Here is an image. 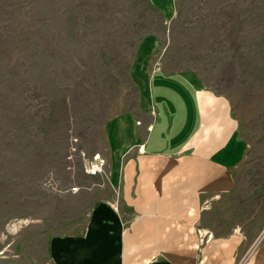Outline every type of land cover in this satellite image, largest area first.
Instances as JSON below:
<instances>
[{
	"label": "rangeland",
	"instance_id": "1",
	"mask_svg": "<svg viewBox=\"0 0 264 264\" xmlns=\"http://www.w3.org/2000/svg\"><path fill=\"white\" fill-rule=\"evenodd\" d=\"M157 1L0 0V264H47L49 238L114 194L104 127L138 115L142 58L226 97L245 143L233 189L203 199L199 239L240 233L244 258L262 243L264 0Z\"/></svg>",
	"mask_w": 264,
	"mask_h": 264
},
{
	"label": "crops",
	"instance_id": "2",
	"mask_svg": "<svg viewBox=\"0 0 264 264\" xmlns=\"http://www.w3.org/2000/svg\"><path fill=\"white\" fill-rule=\"evenodd\" d=\"M244 152L226 123L107 177L114 194L49 238L47 264H264V239L247 258L240 233L199 239L203 199L233 189Z\"/></svg>",
	"mask_w": 264,
	"mask_h": 264
},
{
	"label": "bare ground",
	"instance_id": "3",
	"mask_svg": "<svg viewBox=\"0 0 264 264\" xmlns=\"http://www.w3.org/2000/svg\"><path fill=\"white\" fill-rule=\"evenodd\" d=\"M156 8L162 10L166 19L173 15L174 9L169 11L161 2ZM143 60H138L140 64L132 74L139 91L138 115L121 113L105 123L106 177L226 123L245 149L226 97L197 86L182 73L147 68L144 64L148 63L143 64Z\"/></svg>",
	"mask_w": 264,
	"mask_h": 264
},
{
	"label": "built area",
	"instance_id": "4",
	"mask_svg": "<svg viewBox=\"0 0 264 264\" xmlns=\"http://www.w3.org/2000/svg\"><path fill=\"white\" fill-rule=\"evenodd\" d=\"M104 160L98 156H94L93 162H90L86 167V172L91 175L99 174L103 171Z\"/></svg>",
	"mask_w": 264,
	"mask_h": 264
}]
</instances>
